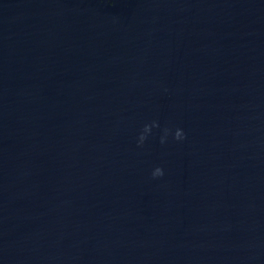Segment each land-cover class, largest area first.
Listing matches in <instances>:
<instances>
[{"label": "water", "instance_id": "95a60500", "mask_svg": "<svg viewBox=\"0 0 264 264\" xmlns=\"http://www.w3.org/2000/svg\"><path fill=\"white\" fill-rule=\"evenodd\" d=\"M0 264H264V0H0Z\"/></svg>", "mask_w": 264, "mask_h": 264}, {"label": "clouds", "instance_id": "9594fccd", "mask_svg": "<svg viewBox=\"0 0 264 264\" xmlns=\"http://www.w3.org/2000/svg\"><path fill=\"white\" fill-rule=\"evenodd\" d=\"M155 130H160L161 134L159 136L160 144H166L169 141V138L175 140L176 142H182L186 139L185 132L182 128H169L164 127L161 129V126L158 121L153 120L150 123H146L143 128L140 130L137 138H136V145L138 148H142L145 143L148 141L149 137L153 136ZM165 175L164 169L162 167H155L152 172L151 176L153 179L161 178Z\"/></svg>", "mask_w": 264, "mask_h": 264}]
</instances>
